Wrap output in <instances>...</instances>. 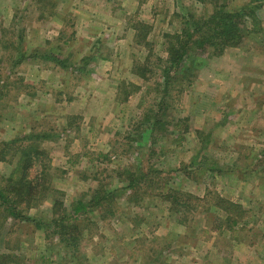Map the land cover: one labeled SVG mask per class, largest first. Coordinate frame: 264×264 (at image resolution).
<instances>
[{
  "label": "rangeland",
  "instance_id": "374dc122",
  "mask_svg": "<svg viewBox=\"0 0 264 264\" xmlns=\"http://www.w3.org/2000/svg\"><path fill=\"white\" fill-rule=\"evenodd\" d=\"M217 11L243 38L165 93L169 43ZM25 178L36 222L0 209V264H264V0H0V185ZM105 191L75 246L36 227Z\"/></svg>",
  "mask_w": 264,
  "mask_h": 264
},
{
  "label": "trees",
  "instance_id": "16d2710c",
  "mask_svg": "<svg viewBox=\"0 0 264 264\" xmlns=\"http://www.w3.org/2000/svg\"><path fill=\"white\" fill-rule=\"evenodd\" d=\"M245 17L246 14L243 11L237 13L217 11L206 21L199 23V21L194 20L193 32L187 31L186 41H179L177 44L174 42L169 43L167 51L168 57L165 67H162V83H160V86L163 88V91L169 93L170 85L174 84L176 81L174 76L178 75L179 69L183 65L182 62H184V58L191 51L203 49V51L206 52V50L211 47L219 49L229 45H236L238 40L240 41L243 38V36L239 34V31L241 26L240 22H242ZM57 64L62 65L61 62H57ZM174 71H176L177 74L173 76ZM165 98L166 96L164 95L160 103H158L159 107ZM158 125L159 122L153 121L152 128L150 127L147 130L149 133L150 131L153 132ZM28 161H31V159ZM126 174L127 177L125 181L128 184L126 189L128 190L129 196L131 195L130 193H134L138 188L145 187L146 180L149 179L146 174L138 175L139 173H133L132 171ZM35 181L36 179H34V181H29L25 178L18 183L14 182V188L12 187L9 192L0 185V209L7 212V218L17 221H26L28 223L36 222L34 217L26 214V212H28V206L21 201L23 198L32 197L35 193V187L39 186L37 182L36 184L34 183ZM18 184H20L19 193L16 195V185ZM16 196L18 200L15 198ZM112 198H114V193L105 191L103 195L95 196L88 202L76 201L65 217L53 219L47 224L41 222L36 223V227L45 231L47 235L54 234L55 236H59L67 245L75 246L77 237L74 235L75 232L72 229H76V224L84 219L93 208L103 206L105 202L112 201ZM31 200L32 199H30V201ZM175 202L179 207L185 205L182 204L180 200H176ZM53 228H55L54 231L52 230Z\"/></svg>",
  "mask_w": 264,
  "mask_h": 264
}]
</instances>
